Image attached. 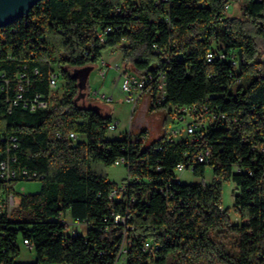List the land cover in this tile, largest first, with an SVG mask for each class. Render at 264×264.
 <instances>
[{
	"label": "trees",
	"instance_id": "16d2710c",
	"mask_svg": "<svg viewBox=\"0 0 264 264\" xmlns=\"http://www.w3.org/2000/svg\"><path fill=\"white\" fill-rule=\"evenodd\" d=\"M231 1L38 0L0 27V162L9 156L17 172L0 170V264H115L125 228L127 264H264V0H238L241 14L230 16ZM111 48L148 77L149 111L204 114L191 135L107 137L112 115L78 101L79 68ZM120 157L128 177L119 183L92 167ZM181 162L203 179L180 181ZM20 179H40L41 189L17 192ZM228 180L238 189L232 208L223 207ZM9 192L18 198L11 212L2 206ZM68 212L85 233L69 231ZM20 239L34 260H19Z\"/></svg>",
	"mask_w": 264,
	"mask_h": 264
},
{
	"label": "rangeland",
	"instance_id": "374dc122",
	"mask_svg": "<svg viewBox=\"0 0 264 264\" xmlns=\"http://www.w3.org/2000/svg\"><path fill=\"white\" fill-rule=\"evenodd\" d=\"M245 1V0H243ZM228 15H240V3L238 0L231 1V5L227 10ZM119 62V67L117 63ZM122 64L121 52L117 48H111L104 52L103 57L96 64L88 66L87 68H79L80 75L85 77L84 85L80 90L78 101L82 105H95V98L105 104L107 109L100 108L104 112L110 111L113 117V122L118 124L117 128H109L107 133L108 138H123L126 134H131L134 139L141 134V129H146V135L148 139L157 138L165 131L171 133L173 129H178V135L185 134L186 123L191 120V116L188 115L185 120L178 119L175 115L168 116V110L164 107H157L152 111L148 110L149 95L143 93L139 99L134 96L133 100L128 99V93L122 89V77L120 76V67ZM100 69H105L104 75L100 72ZM62 93V84L59 81V85L53 89V95L55 97L60 96ZM160 93V92H159ZM109 108V109H108ZM93 169L106 174L108 179L119 183L128 177V168L124 163H115L107 166L102 163H94ZM179 179L185 183L198 182L203 178L192 173L190 169H184L178 171ZM213 170L208 165L205 173V181L210 182L212 180ZM42 181L40 179H20L14 182L13 188L17 192L21 193H34L41 189ZM238 189L232 180H228L224 183L223 188V207L232 208L234 204L235 194ZM17 196L15 197V204L13 207L8 208L11 212L17 204ZM232 220L234 222L239 221V218L232 211ZM65 219L69 224V231L77 229L80 233L87 231L88 225L86 223L75 222L70 213L65 215ZM21 254L19 260L30 261L35 259V252L19 240ZM121 264V262L117 263ZM199 264H207L201 262Z\"/></svg>",
	"mask_w": 264,
	"mask_h": 264
},
{
	"label": "built area",
	"instance_id": "2783aa9c",
	"mask_svg": "<svg viewBox=\"0 0 264 264\" xmlns=\"http://www.w3.org/2000/svg\"><path fill=\"white\" fill-rule=\"evenodd\" d=\"M230 3L226 4V9H229L230 7ZM110 28L107 29V31ZM214 54L213 52H209L208 53V59L212 60ZM221 56H224V54H221ZM236 62V61H234ZM117 67H119V65L117 64ZM101 73L104 75L105 70H101ZM23 77L25 76V74L22 75ZM120 76L122 77V89L128 93V99L129 100H133L134 96H136L138 98L139 94H141L144 90V86L148 80V77H142L134 72L131 71H120ZM149 77H151V75H149ZM51 86L55 87L57 84L56 81V76L52 75L51 76ZM24 88V85L21 83V81L18 84V89L22 91V89ZM159 88L162 89V96H160V99L164 97V82L163 80L160 82L159 84ZM18 98H21V92H18ZM40 105H47V102L41 101L39 102ZM196 112V108L193 106H183L181 108H177L175 109V111L173 112V115H175L178 119L180 120H185L186 117L188 115L191 116V120L187 121L186 123V131L184 135H191L196 128V124L199 123V121H202L204 119V114L201 113L199 115H194L193 112ZM182 112H187L186 114H183ZM110 128L115 129L117 128V123H113L110 125ZM179 132H181L178 129H173V131L171 132L172 136L174 137H180L183 135H178ZM71 137L76 138L77 134L72 132L70 134ZM133 141H137V139H133ZM13 148V145H9L7 147V152L9 153ZM210 152L209 150H204L201 151L198 155L197 158L199 161L204 162L207 160L208 156H209ZM125 162V158L124 157H120L116 160V163H124ZM158 169L160 168V166L157 167ZM186 165L184 163H178L177 164V171H182L184 169H186ZM0 170L3 176H5L7 179H10L12 177H15L17 175L16 169L11 168V162H10V157H6L5 159H3L0 162ZM36 173H34L35 175ZM126 191V185L121 184L118 188L114 189L111 193V198L113 197H118L119 195L123 194ZM5 203L2 204V206L4 207H8L11 208L14 206L15 204V196L12 192L7 193V195L5 196ZM127 217L123 216L121 214H115L114 216V220L117 223H125L126 222ZM124 239L120 245L119 251H118V255H117V259H116V263L121 262V264H127L126 263V252H127V245H128V241L126 238V232H127V228H125L124 230ZM24 242L27 244V246L31 249L32 245L30 244V241L28 239H24ZM145 247L146 248H150L151 247V243L150 242H145Z\"/></svg>",
	"mask_w": 264,
	"mask_h": 264
},
{
	"label": "water",
	"instance_id": "95a60500",
	"mask_svg": "<svg viewBox=\"0 0 264 264\" xmlns=\"http://www.w3.org/2000/svg\"><path fill=\"white\" fill-rule=\"evenodd\" d=\"M38 0H0V27L26 14Z\"/></svg>",
	"mask_w": 264,
	"mask_h": 264
},
{
	"label": "crops",
	"instance_id": "0c3cea01",
	"mask_svg": "<svg viewBox=\"0 0 264 264\" xmlns=\"http://www.w3.org/2000/svg\"><path fill=\"white\" fill-rule=\"evenodd\" d=\"M118 49V48H117ZM120 51V50H119ZM121 60H122V54H121ZM117 64H119V62L117 61L116 62ZM121 66L122 67H120V71H127L126 69H125V67H124V65L123 64H121ZM102 70H105V69H102ZM129 71H131V72H134V73H136L135 71H133V70H129ZM100 72H101V69H100ZM137 74V73H136ZM143 93H141V94H139V96H138V98L137 99H139L140 98V96L142 95ZM95 102L96 103H94V104H96V106H98V107H100V108H103V110L104 109H107V106L105 105V104H103V103H101V102H99L96 98H95ZM92 106H95V105H92ZM109 109V108H108ZM102 109H100V111L101 112H103V113H105V114H107V113H110V111L108 110V112L106 111V112H104ZM117 126H118V124H117ZM160 136V135H159ZM158 136V137H159ZM141 137H143V136H141Z\"/></svg>",
	"mask_w": 264,
	"mask_h": 264
}]
</instances>
